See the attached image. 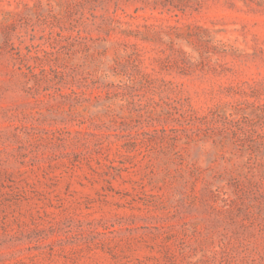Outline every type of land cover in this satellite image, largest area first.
<instances>
[{"label": "rangeland", "instance_id": "obj_1", "mask_svg": "<svg viewBox=\"0 0 264 264\" xmlns=\"http://www.w3.org/2000/svg\"><path fill=\"white\" fill-rule=\"evenodd\" d=\"M0 264H264V0H0Z\"/></svg>", "mask_w": 264, "mask_h": 264}]
</instances>
